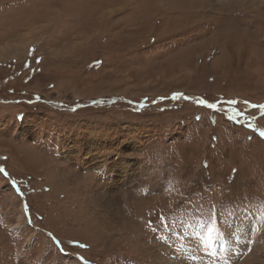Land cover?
<instances>
[{
    "label": "rangeland",
    "instance_id": "obj_1",
    "mask_svg": "<svg viewBox=\"0 0 264 264\" xmlns=\"http://www.w3.org/2000/svg\"><path fill=\"white\" fill-rule=\"evenodd\" d=\"M259 105L264 0H0V264H264Z\"/></svg>",
    "mask_w": 264,
    "mask_h": 264
},
{
    "label": "snow or ice",
    "instance_id": "obj_2",
    "mask_svg": "<svg viewBox=\"0 0 264 264\" xmlns=\"http://www.w3.org/2000/svg\"><path fill=\"white\" fill-rule=\"evenodd\" d=\"M133 8H134V4L130 2L127 5V7H126V11H132ZM178 33H180V32H178ZM170 35H172V34L162 33L159 37H157L156 35H153L152 36V44H156L157 41L163 40L164 38H166V37H168ZM30 54H31V50H30ZM25 66L27 67L28 65L25 64ZM173 96H174V98H183V99H186V100H190L191 99V97L182 96V94H180V93H174ZM196 102L198 104H200V105H205V106H207L208 108H211V109H216L217 106H218L217 103H208L204 99H198ZM224 103L235 104V101L234 100H229V101H225ZM253 107H257V106L253 105ZM259 107L261 109H264V105H259ZM243 116H244L243 113L237 114L236 113V109L233 108L231 110V114L228 116V119L238 122ZM197 119H199V117H197ZM248 126L252 127L251 124H249ZM260 135H261L262 138H264V132H261ZM3 173H4V170L0 169V174H3ZM0 179H3L5 181V184L8 186L9 190L15 191L18 196L22 195V193L19 191V189L16 188V186H15L16 182L14 180H8L6 174L0 176ZM24 208H25V215H27L28 214V205L25 204ZM147 227H152L151 222L148 223ZM212 231H213L212 228L208 229L209 233H211ZM46 235H47L48 239L52 240L53 244H56L58 246L60 245V241L55 240L52 237L51 233H47ZM68 243L71 244V243H74V242L73 241H69ZM59 251L61 253H63L64 250L61 247V248H59ZM50 254H51V249H50L49 246H47V244H45L43 247H41V249L39 251V254L36 255V257H35V259L33 261V264H44V261L47 260V258H48V256Z\"/></svg>",
    "mask_w": 264,
    "mask_h": 264
},
{
    "label": "bare ground",
    "instance_id": "obj_3",
    "mask_svg": "<svg viewBox=\"0 0 264 264\" xmlns=\"http://www.w3.org/2000/svg\"><path fill=\"white\" fill-rule=\"evenodd\" d=\"M101 17V16H100ZM99 17V18H100ZM98 18V19H99ZM97 19V20H98ZM105 23V21H98V24L97 25H103ZM44 28V27H43ZM30 31V30H29ZM27 32V33H30V32ZM34 35V33L33 34H31L30 36H29V38L28 39H32L33 36ZM35 38V37H34ZM25 44H26V42H25ZM109 196V195H108ZM97 199V198H96ZM95 198H94V201L96 200ZM101 199V198H100ZM108 199H109V197H108ZM111 199H114V197L113 198H110L109 200L110 201H113V202H115L114 200H111ZM104 207V206H103ZM106 209V208H105ZM98 219V218H97ZM110 220H113L114 221V219H110ZM104 221V220H103ZM113 221H111V222H113ZM111 222H107V223H111ZM115 223V222H114ZM133 224V223H132ZM110 225V224H109ZM124 225V224H123ZM126 225V224H125ZM112 227H113V229H112V234H114L115 236H117L118 234H120V232H122V231H124L123 230V228L122 229H120L119 228V226L118 225H116V224H112L111 225ZM130 227V226H129ZM134 227V226H133ZM124 229H125V227H124ZM110 230H111V228H110ZM109 230V231H110ZM128 230V229H127ZM127 232V231H126ZM131 232V231H130ZM196 232V234H198V232L199 231H195ZM105 236V235H104ZM129 236H131V235H129ZM134 236H136V234H132V237H134ZM194 238V237H193ZM204 238V237H203ZM198 239V238H197ZM205 239V238H204ZM140 240H142V239H140ZM194 240V239H193ZM198 241V240H197ZM195 243H196V241H195ZM205 243V242H204ZM208 245H209V243H207ZM201 245V244H200ZM142 246V249L144 248L143 247V244L141 245ZM234 247H235V249H237L238 247H240V245L238 244V243H235V245H234ZM197 248H198V246H197ZM214 248V247H213ZM239 249V248H238ZM189 250H190V248H189ZM202 251V250H201ZM192 252V251H191ZM213 252H214V250H213ZM146 253L148 254V256H149V259H150V256H151V260H152V262H153V264H162V263H164V262H161V260L162 259H165L166 260V263L165 264H191V263H189V260L187 261L183 256H181L180 257V253H177V254H174V252L172 253V252H170V253H168V255H165L164 253H162V252H160V253H157L156 251H147V249H146ZM202 253V252H201ZM233 253V252H232ZM236 253V252H235ZM251 253H252V257H250V254H248V253H245L243 256V260H241L240 261V264H246V263H250V264H252V259H253V257L255 256V254H254V252L253 251H251ZM173 254V255H172ZM183 254V253H182ZM238 254V253H237ZM167 256H169V259L167 260ZM187 257V256H186ZM196 259V258H195ZM240 259V258H239ZM257 261V260H256ZM146 263L148 264L149 263V260H146ZM194 264H198V262H193ZM201 263V262H200ZM199 263V264H200ZM219 263V262H218ZM217 263V264H218ZM202 264V263H201ZM220 264V263H219ZM231 264V263H230Z\"/></svg>",
    "mask_w": 264,
    "mask_h": 264
},
{
    "label": "trees",
    "instance_id": "obj_4",
    "mask_svg": "<svg viewBox=\"0 0 264 264\" xmlns=\"http://www.w3.org/2000/svg\"><path fill=\"white\" fill-rule=\"evenodd\" d=\"M172 98H174V97H172ZM174 99H176V98H174Z\"/></svg>",
    "mask_w": 264,
    "mask_h": 264
}]
</instances>
